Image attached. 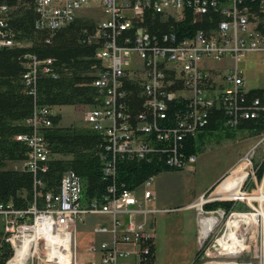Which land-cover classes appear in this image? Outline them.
<instances>
[{
	"label": "built area",
	"instance_id": "2783aa9c",
	"mask_svg": "<svg viewBox=\"0 0 264 264\" xmlns=\"http://www.w3.org/2000/svg\"><path fill=\"white\" fill-rule=\"evenodd\" d=\"M242 3L243 0H34L38 13L36 26L51 34L70 24L80 11L89 7H99L105 15L86 38L88 43L99 44L96 58L101 61V68L93 85L98 88L101 101L97 106H90L84 118L88 127L105 137L104 150L108 154L102 156L105 177L116 175L118 158L151 161L157 157L166 166L177 169L196 162L197 154L188 155L182 150L184 140L203 129L212 108L224 111L228 128L238 127L243 119H264V102L259 97L248 100L244 71L239 66L252 53H262L264 64V32L256 28L248 7ZM187 8L200 15L213 11L221 19L215 28L198 30L181 40L173 31L154 33L138 24L150 10L178 19ZM10 9L7 3H0V46L16 43L15 31L8 22ZM129 30L134 33L127 34ZM226 57L234 64L221 76L222 86L216 74L203 65L207 60ZM23 64L26 69L23 80L29 93H35L39 70L55 78L60 75L52 57L40 60L27 53ZM127 83L141 87L144 100L136 115L131 113L127 101ZM176 100L184 102L185 109L171 124L167 122L168 112ZM56 115L54 106L36 107L25 121L29 130L14 136L28 146L20 169L34 174L35 189L44 186L39 175L48 170L53 156L45 130L53 126ZM153 180L151 176L137 190L113 183L102 201L94 200L85 206L81 177L67 169L58 191L46 193L45 209L38 207L36 198L27 207H16L13 201L0 198V245L5 242L12 249L4 264H79L77 253L72 249L76 225L89 213L110 217L109 223H98L93 229L96 234L110 236L88 243V252L100 253L98 260L88 264H128L127 258L131 256L137 258L136 264L143 263L150 248L148 241L154 239L153 232L147 228L146 216L159 211L153 205L156 199ZM224 194H220L221 200H237ZM211 200L202 197L200 201L203 231L206 219L216 218L209 234H204L201 246L211 233L223 228L226 216L228 220L221 237L236 214L250 213L227 212L223 208L205 210V202ZM139 215L144 219L140 220ZM260 219L264 235L263 217ZM62 235H69V254L62 244ZM218 239L209 245L207 255L211 248L220 247ZM260 264H264V256Z\"/></svg>",
	"mask_w": 264,
	"mask_h": 264
},
{
	"label": "trees",
	"instance_id": "16d2710c",
	"mask_svg": "<svg viewBox=\"0 0 264 264\" xmlns=\"http://www.w3.org/2000/svg\"><path fill=\"white\" fill-rule=\"evenodd\" d=\"M0 3H7L11 7L8 22L15 31L16 42L12 46H0V198L3 201H13L16 207H27L36 198L38 207L45 209L46 193H56L64 171L72 169L82 180L83 204L90 206L94 200L102 201L107 195L108 187L113 183L117 186L124 184L126 188L137 190L151 176L163 170L177 169L166 166L157 160V157L151 161L118 158L116 175L105 177V162L102 156L107 153L104 150L106 141L103 134L87 126L62 125L60 114L54 116L53 126L45 130L53 156L48 163V170L39 175L44 186L35 189V176L32 172L10 167V164L22 162L26 158L28 146L14 136L29 130L25 121L36 107L99 104L101 97L98 88L93 85V80L101 68V61L96 58L99 44L86 42L88 33H93L96 27L90 19L77 17L51 34L46 29L37 28L38 13L34 0H0ZM242 6L248 7L256 28L264 32V1L243 0ZM220 19L221 15L213 11L200 15L187 8L184 15L176 19L150 10L138 24L154 33L173 31L178 40H181L193 36L198 30L215 28ZM126 33L131 35L134 30ZM27 53L40 60L52 57L54 68L60 74L55 78L39 70L35 93H29V88L23 80L26 70L23 60ZM127 87L130 111L136 115L141 111L144 100L141 87L136 83H127ZM247 97L248 100L259 97L264 102V87L249 90ZM184 109L185 103L182 101L171 103L168 112L170 119L167 122L174 123L173 118L183 114ZM225 121L224 111L212 108L207 124L196 135L186 137L182 150L188 155L198 154L206 148L208 140L212 139L216 132L224 131L228 136H232L235 128L225 126L224 129ZM236 128L247 129L252 134L259 135L264 132V119H243ZM247 176V170L229 175L218 185L216 193H225V196L241 199L246 193L241 186ZM257 177L262 182L263 167L257 171ZM218 208L230 212L242 206L235 200H212L204 204L205 210ZM148 244V254L141 264H155L154 239L148 241ZM11 253V246L5 242L1 243L0 264H4ZM200 254L199 250L195 258L196 264L199 263Z\"/></svg>",
	"mask_w": 264,
	"mask_h": 264
},
{
	"label": "crops",
	"instance_id": "0c3cea01",
	"mask_svg": "<svg viewBox=\"0 0 264 264\" xmlns=\"http://www.w3.org/2000/svg\"><path fill=\"white\" fill-rule=\"evenodd\" d=\"M226 59L231 58L226 57L222 60ZM203 66L212 73H218L216 74V80L218 84L223 86L221 76L225 74L231 65L220 67L211 63L210 60H207ZM220 70H223V72H219ZM246 88L248 91L253 89L247 87V84ZM223 128H226L225 125ZM233 131L232 136H228V133L224 131L220 133L216 132L213 135L214 137L208 140L206 148L197 154V161L189 165L192 169L163 170L154 176L155 178L161 173H164L163 185L159 184L153 187L152 184V188L156 193V199L153 205L159 211L149 213L146 216L147 228L153 232L156 245L155 264H196L195 258L201 248L202 238L204 237V231L200 221L203 214L200 208V201L209 190L231 172L241 152L245 151L244 146L240 144L222 148L220 151H209L208 148L211 146H208V144L212 143V141H216V145H221L228 141H236L242 134H247L248 137L255 136L247 129L235 128ZM249 145L250 143L248 142L247 146ZM181 177L185 178L184 184H173L175 183L173 181ZM138 193L141 194V189ZM97 215L101 217L97 224L110 222L109 216ZM125 218L126 220L128 219L127 216ZM138 218L140 220L144 219L142 215H139ZM76 232H78V223L76 225ZM109 236V234H96L93 231V235L85 245V253L91 254L90 261L98 260L100 253L88 252V243L92 241L98 242L109 238ZM77 243L75 240L76 250ZM76 253L78 263L85 264L81 262L84 258V253L82 255L78 254L77 251ZM127 262L128 264H136L137 258L131 256L127 258Z\"/></svg>",
	"mask_w": 264,
	"mask_h": 264
},
{
	"label": "rangeland",
	"instance_id": "374dc122",
	"mask_svg": "<svg viewBox=\"0 0 264 264\" xmlns=\"http://www.w3.org/2000/svg\"><path fill=\"white\" fill-rule=\"evenodd\" d=\"M78 17L90 19L96 25L99 21L105 18L103 11L99 7H89L79 12ZM253 22V21H252ZM254 23V22H253ZM252 23V24H253ZM255 24V23H254ZM263 54L262 53H252L250 54L246 60H242L239 62V66L243 69L246 84L249 88H260L264 87V64H263ZM211 63L225 67L229 65H233L234 62L231 59L226 60H210ZM219 72H223L220 70ZM218 74V73H216ZM89 105H63L55 107V111L62 116L61 124L68 125H77V126H87L84 118L85 113L89 110ZM88 127V126H87ZM238 140L236 141H228L221 145H216V141H212V143L208 144L211 146L208 148L209 151H220L225 147H232V145H242L244 146L245 151L241 152L240 157L234 164L231 172L226 176L241 173L245 170L248 172V176L246 180L242 184V190L246 193L242 195L241 199H237L236 201L242 208L237 209L236 211L241 212H262L264 210V199L261 195L260 191H264V178L261 182V179L257 177V171L263 167V175H264V132L255 135L253 137H248L247 134L240 135ZM238 141V142H237ZM251 141V142H250ZM250 143L247 146V143ZM249 153V159L246 158L245 153ZM22 162H16L10 164V167L13 168H21ZM185 169H192V167H187ZM238 169V171H236ZM236 171L235 173H233ZM164 173H161L153 180V187L158 186L159 184L163 185L162 182ZM225 177V178H226ZM224 178V179H225ZM222 179L215 185L211 190H209L204 199H212V200H221V195L216 193V189L218 185L224 180ZM173 184H184L185 178L181 177L173 181ZM225 196V195H223ZM211 200V201H212ZM224 200V199H222ZM206 203V202H205ZM260 204V205H259ZM247 214V213H246ZM262 216V215H260ZM263 217V216H262ZM100 216L97 214L89 213L85 216L84 221L78 222V232L75 233V240L77 243V250L75 246H73V251H77L78 254L82 255L84 253V258L81 262L88 263L90 261L91 254L85 253V245L86 242L93 235V229L97 222L100 220ZM228 220V216L223 224L222 229H218L215 232L211 233L207 240L203 243L200 248L201 254L198 264H207V263H244V264H260L261 259L264 256V235H263V225L260 219L258 226H249L246 224L249 229H247V233L244 229H240V232H245L246 237L244 239V249L241 253L234 255L233 253H224L220 254L217 248H211L209 254L207 255L205 251L208 249L209 245L213 243L217 238H220L223 234L225 228V222ZM264 221V217H263ZM264 224V222H263ZM219 240V239H218Z\"/></svg>",
	"mask_w": 264,
	"mask_h": 264
},
{
	"label": "bare ground",
	"instance_id": "6f19581e",
	"mask_svg": "<svg viewBox=\"0 0 264 264\" xmlns=\"http://www.w3.org/2000/svg\"><path fill=\"white\" fill-rule=\"evenodd\" d=\"M261 195L264 199V191H260ZM260 215L264 217V210L262 212H250V213H243V214H236L234 218H232L229 222V228L224 236L219 238L218 244H220V247H218L219 253H233L234 255H237L241 253L244 249V239L246 237L247 229L246 227L248 224L249 226H258L260 222ZM207 225L205 227L204 234H209V231L212 229L214 222L216 221V218L212 217L211 219H206ZM244 229L245 232H240L239 229ZM62 244L64 246V249L67 250V253L69 254V251L71 250V244L69 235H62L61 236ZM207 264H228V263H222V262H216V263H207ZM230 264V263H229ZM231 264H244V263H238L233 262Z\"/></svg>",
	"mask_w": 264,
	"mask_h": 264
}]
</instances>
